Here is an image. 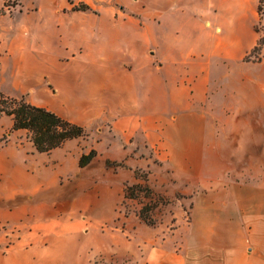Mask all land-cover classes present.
Instances as JSON below:
<instances>
[{"label":"crops","instance_id":"1","mask_svg":"<svg viewBox=\"0 0 264 264\" xmlns=\"http://www.w3.org/2000/svg\"><path fill=\"white\" fill-rule=\"evenodd\" d=\"M82 1L90 10L75 11ZM259 3L210 0L198 6L178 0H97L94 5L72 0L71 12L60 20L76 29L65 37L68 71L59 73L57 54L51 43L45 45L43 29L36 23L33 27L40 34L29 36L19 50L32 46L42 51L40 56H1L0 71L10 74V83L6 76L1 78L0 91L10 98L26 96L27 102L45 108L35 101L127 111L152 108L154 98L163 104L176 92H188V106L202 107L208 101L210 109L208 118L196 113L190 119L264 123V45L257 61H246L260 38L255 30ZM168 25L179 34L176 38L164 35ZM245 26L255 37L250 43L241 34ZM214 59L229 63L227 82L217 88L208 76L219 68ZM43 74L58 83L53 97L35 95L24 84V77L34 82ZM200 80L209 95L197 94ZM179 102L172 112L180 113L187 104ZM148 113L153 115V110ZM84 120L69 121L81 125ZM135 120L115 122L131 127ZM219 123L214 120L216 129ZM259 135L257 139L264 138ZM14 136L0 147V264H264V179H216L214 191L196 199L195 219L185 235L180 225L168 234L138 217H126L121 226L101 223L91 230L93 224L82 214L84 205L75 206L71 195L54 194L53 183L26 165L23 143ZM232 164L228 160L226 166Z\"/></svg>","mask_w":264,"mask_h":264},{"label":"rangeland","instance_id":"2","mask_svg":"<svg viewBox=\"0 0 264 264\" xmlns=\"http://www.w3.org/2000/svg\"><path fill=\"white\" fill-rule=\"evenodd\" d=\"M71 1L0 0V57L11 58L21 52L19 47L21 49L29 36L40 34L37 27H33L38 23L43 29L41 34L45 45L49 46L51 43L50 48L57 54L59 73L65 74L69 69L65 65V37L73 36L76 29H68L67 23L60 20L71 12ZM89 1L97 5V0ZM202 1L210 0H183L184 3L190 2L198 6ZM83 3L79 2L76 6ZM178 3L184 4L181 0ZM256 29L260 38L264 39V5ZM241 34L248 43L255 38L251 27L245 26ZM164 35L176 38L179 34L172 25H168L164 29ZM26 46L21 53L27 59L31 55L40 56L42 51L31 45L29 48ZM259 57L260 50L248 55L246 61H257ZM188 62L190 64L191 59ZM212 63H217L219 68L208 76L213 78L212 82L217 88L227 82L225 72L229 63L224 59H214ZM189 64L186 67H190ZM5 76L10 83V74L5 75L1 70L0 79L3 80ZM23 80L35 95L46 94L45 96L53 97L57 93L58 83L48 75H40L34 82L27 81L26 77ZM204 84V80L196 84L197 94L209 95V92L203 91ZM173 95V98L163 104L158 97L157 101L154 98L152 108L137 106L131 108V111L111 107L81 110L65 107L59 102L37 100L36 103L46 104L49 109L68 120L86 119L85 124L81 125L86 129L87 136L72 140L49 155L40 154L29 133L25 130L13 131L12 118L2 115L0 147L6 144L11 134L16 133V142L23 143L21 148L25 152L24 156L27 154L26 165L41 179L53 183L54 194L60 197L71 195L75 198V206L84 205L82 214L93 224L90 226L91 230L100 227L101 223L107 228L121 226L120 222L126 217L140 219L144 208L157 204V208L151 212L156 221L152 228L160 227L164 233L170 234L180 225L179 227H183L181 234L185 235L186 229L195 219L196 199L213 192L216 179H264V138L257 139L258 134L259 137H264V123H261L262 119H190L196 113L208 118V101L196 108L188 106V92H176ZM179 101L187 104L179 110L180 113L172 112L178 109L174 103L176 105ZM151 110L153 115L148 113ZM158 112H163V115L154 114ZM179 114H182V119H178ZM125 118L136 120L131 127L115 122L116 119ZM214 120L220 121L217 129ZM216 130L218 134H215ZM93 149L98 153L95 160L80 168L81 155L88 154ZM228 160L234 164L226 166ZM116 164L122 166L115 169ZM144 179L154 191L156 200L151 202L145 193H141L136 199L125 200L126 186L146 184Z\"/></svg>","mask_w":264,"mask_h":264},{"label":"trees","instance_id":"3","mask_svg":"<svg viewBox=\"0 0 264 264\" xmlns=\"http://www.w3.org/2000/svg\"><path fill=\"white\" fill-rule=\"evenodd\" d=\"M264 0H260L258 6L259 15L262 12ZM74 10H90L88 5L82 4L74 7ZM257 30V29H256ZM258 32V30H257ZM264 39L260 38L252 54L261 50ZM6 115L12 118V130H25L40 154H51L54 150L63 147L68 141L84 138L87 136L86 129L79 124L69 121L59 114L45 107L33 105L21 98H10L0 91V116ZM97 151L91 150L88 154H82L79 166L84 168L90 165L97 157ZM109 166V165H108ZM121 164H116L115 169ZM146 183V179H144ZM141 193H145L151 202L155 201V193L148 184L136 183L125 188L124 199H136ZM157 208V204L147 206L140 213V219L148 226L154 227L156 221L151 212Z\"/></svg>","mask_w":264,"mask_h":264}]
</instances>
